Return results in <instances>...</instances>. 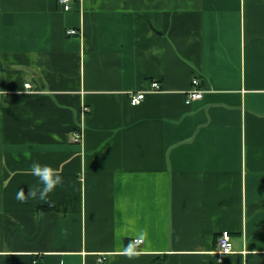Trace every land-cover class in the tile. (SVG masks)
<instances>
[{
    "label": "crops",
    "instance_id": "obj_1",
    "mask_svg": "<svg viewBox=\"0 0 264 264\" xmlns=\"http://www.w3.org/2000/svg\"><path fill=\"white\" fill-rule=\"evenodd\" d=\"M71 4L0 0V264H264V0Z\"/></svg>",
    "mask_w": 264,
    "mask_h": 264
},
{
    "label": "clouds",
    "instance_id": "obj_2",
    "mask_svg": "<svg viewBox=\"0 0 264 264\" xmlns=\"http://www.w3.org/2000/svg\"><path fill=\"white\" fill-rule=\"evenodd\" d=\"M26 159H31L30 153H25ZM31 175L38 179V184L29 186L26 193L23 188L19 189L16 193V200L20 203H28L30 200H40L48 202L49 196L53 193L57 187L64 186V178L59 169L53 168L47 164H41L39 161L33 160L30 169ZM146 233H140L137 237V241L144 239ZM138 245L136 241H130L126 249L124 250L129 258H133L138 255Z\"/></svg>",
    "mask_w": 264,
    "mask_h": 264
},
{
    "label": "built area",
    "instance_id": "obj_3",
    "mask_svg": "<svg viewBox=\"0 0 264 264\" xmlns=\"http://www.w3.org/2000/svg\"><path fill=\"white\" fill-rule=\"evenodd\" d=\"M72 0H59V3H61L64 7L65 10H70L72 8L71 4ZM67 34L69 35H75L79 34V29L70 27L67 29ZM193 87L188 90L187 96H186V101L187 102H192L194 100H198L203 98L204 96V89L200 87V79L198 77L193 78ZM27 87H30L31 84L27 83ZM160 83L157 80H153L151 82V89L149 91H157L160 89ZM148 90L142 89V90H137V91H132L130 92L131 96V102L133 104H138L140 103L146 96V93ZM90 110L89 106H83V111L85 113H88ZM83 134H82V129L80 127L77 128L74 134L73 140L76 142H80L82 140ZM134 241L137 243H142V240L137 241V238H134ZM233 250V240L231 237V234L228 230L222 231L218 238H217V247H216V253L219 258H223L227 253L231 252ZM104 257H101L100 260H103Z\"/></svg>",
    "mask_w": 264,
    "mask_h": 264
}]
</instances>
